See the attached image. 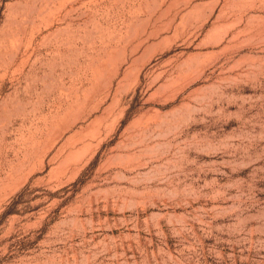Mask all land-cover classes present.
<instances>
[{
  "label": "rangeland",
  "instance_id": "obj_1",
  "mask_svg": "<svg viewBox=\"0 0 264 264\" xmlns=\"http://www.w3.org/2000/svg\"><path fill=\"white\" fill-rule=\"evenodd\" d=\"M0 264H264V0H0Z\"/></svg>",
  "mask_w": 264,
  "mask_h": 264
}]
</instances>
